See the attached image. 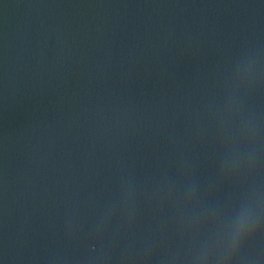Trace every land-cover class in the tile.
I'll return each mask as SVG.
<instances>
[{"label":"water","instance_id":"water-1","mask_svg":"<svg viewBox=\"0 0 264 264\" xmlns=\"http://www.w3.org/2000/svg\"><path fill=\"white\" fill-rule=\"evenodd\" d=\"M0 264H264V0H0Z\"/></svg>","mask_w":264,"mask_h":264}]
</instances>
